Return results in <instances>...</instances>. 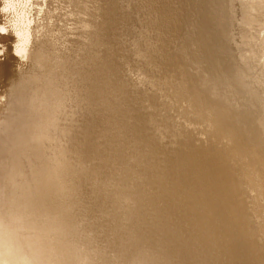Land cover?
Masks as SVG:
<instances>
[{
  "label": "bare ground",
  "instance_id": "6f19581e",
  "mask_svg": "<svg viewBox=\"0 0 264 264\" xmlns=\"http://www.w3.org/2000/svg\"><path fill=\"white\" fill-rule=\"evenodd\" d=\"M256 2L244 29L255 66L235 70L210 45L202 59L207 39L218 47L208 29L205 41L189 35L188 64L151 76L146 60L119 59L126 29L111 0H0L10 43L0 59L11 62L0 81V264H79L86 242L115 264H264V96L244 75L264 76ZM153 89L160 101L145 95ZM13 155L32 162L34 190L14 185ZM42 187L64 193L49 201L63 211L44 210ZM89 211L114 225L105 244L82 228Z\"/></svg>",
  "mask_w": 264,
  "mask_h": 264
},
{
  "label": "rangeland",
  "instance_id": "374dc122",
  "mask_svg": "<svg viewBox=\"0 0 264 264\" xmlns=\"http://www.w3.org/2000/svg\"><path fill=\"white\" fill-rule=\"evenodd\" d=\"M111 1H112V5H115L116 8L119 9V12L123 13V17L120 20L121 23L120 27H123L126 30L122 35L123 37L122 38L120 37L119 39H117V41L120 42L119 44L120 47L124 48L122 49L124 50L123 53L120 51L121 55L119 59L123 60L124 61L123 63L126 64L127 66L130 64H134L135 60L142 59V63L146 60L149 65L150 63H154V65L150 67L147 66L148 65L147 64L144 68L145 71L148 70L151 76L153 75L164 76L166 75L165 73L166 69L164 65L165 63L169 64V66L171 67L170 69L171 71L174 69V67H176L177 63L182 62V66H184V64L186 65L188 64L189 61H191L189 58L191 56L189 52L190 50L189 37L192 35L195 38H199L201 40L204 37L203 39L205 41V39H207L205 38V36L207 34L208 29L212 31V34L214 35L217 34L216 37H213L212 35L211 36L213 37V39H215V41L218 42V47L217 44L215 45L212 43V40L210 38L207 39V41H205L204 43L205 50L203 52L205 54H203V56L201 57L202 59H206L209 57L206 56L207 53L206 49H208V46L210 45V47L211 46L212 47L209 50V53H213V55L214 53L216 54L215 60H217V58L220 59L221 57V59L227 62L229 66L234 67L235 70L244 71L242 70L241 67H244L245 65L248 67H251L252 65L255 66V64H253L254 62L253 58H251L252 56L248 51L246 52L247 48L245 45L246 40L244 36L247 30L244 31V29L247 28L245 25H247L246 20L248 18L247 16L249 10H251L253 5L259 3V1L258 3L256 2L257 0L254 1L253 0H231V1L230 0H205V1L204 0H196V1L195 0H111ZM252 1L253 3H251L252 4L251 5L250 2ZM263 9L264 7H261V10L259 9L258 14H263L262 11ZM189 29L190 30L194 29V30L190 32ZM67 30H68L67 28L63 30L64 32L62 34V38L64 37L63 38L64 40L65 39L72 40V38L74 37V33L73 31L68 32L69 30L68 31ZM5 32L7 31L0 28V34H4V36H2V38L0 39V42L2 44L9 43V38L7 37V34ZM17 35H18V38H16L17 43L18 45H22V41H20V37H22V35L20 33H18ZM65 42L66 41L63 42V45L58 46V49L61 48L62 46L64 47ZM112 47L115 48L113 45ZM215 48L219 49L220 51L217 52ZM58 49L55 50L49 49V54H50L48 57L49 59L41 64V66H43L44 68L43 70L46 71L50 70L51 63L54 60H56L57 55L54 56V54L56 51H58ZM243 59L244 61H242ZM0 65H1L0 66L1 67L0 81H1L3 80V78H6V75H2L3 71L5 72L4 69L5 65H8V67H10L11 62L7 59V57L6 58L4 57L0 59ZM149 68L152 70H149ZM14 73L16 74L18 73L17 67H16V72ZM188 73L186 72V74ZM244 75L247 77V81L251 82L253 89L255 88L257 91L261 93V95L264 96L263 74L262 75L258 74V76L256 77L251 72V70L249 71L247 68ZM255 78H257L258 81H255ZM17 79H19L18 74L16 78V85L19 88L20 87L19 80ZM145 80H147V78H145ZM8 81L12 82L11 76L10 79L8 78ZM3 85L2 86L0 85V87H3ZM144 86L146 89H149L147 82L145 83ZM195 87L196 88L198 87L197 89H199L198 84H195ZM32 88L36 90L35 84L33 85ZM3 91L5 90L3 89ZM134 95L139 98L144 97V95H142L140 91H136ZM145 95L151 98L152 96L158 98L159 101L161 100V98H159L161 96V92L154 89L153 91L152 90L146 91ZM148 103L149 102L145 101V105H147ZM1 104H3V101ZM263 107H264V103H263ZM173 134L175 136H173ZM166 136L169 139H171L172 137H176V136L179 137V133H175L174 131H170L166 129ZM33 155L34 154H32V156H30V154L27 155L26 160L28 159L31 160V157L33 158ZM15 158L16 156L14 157L13 155L14 162L12 161V165H13L12 175L14 177L13 179L14 185L16 182L18 183L17 180H19L20 182L24 180L27 183V185L33 183L37 174L34 171V169L32 170L31 168L32 162L25 161L23 167L22 166L20 167L18 165L19 161L16 162ZM29 188L32 189L30 185L27 187V189ZM42 189H43L44 210L51 209L53 212L63 211L64 209L63 207H61V210L58 208L54 209L51 206V203H55L59 198H63L64 193H60V191H55L50 189L45 190V188L43 187ZM32 190H34V188ZM74 191L76 193L80 192L78 187H75ZM85 191H89V190H85ZM83 192H81V194H83ZM49 201L51 203H49ZM55 205L56 204H54V206ZM88 207L89 206H87V209ZM80 210H84V208L81 207L78 211ZM92 212L89 211L86 215H82V221H83L82 228H86L85 230L89 231L92 237L98 238L101 242L105 244L109 239L108 230H110L111 234L114 233V225L112 222H109L107 224V220L105 218L98 215V213L94 214ZM108 212L112 213L114 212V209L112 208V212L110 211ZM111 215L118 218L117 215H115L114 213H112ZM60 216L63 217L64 212ZM63 221L64 218L61 219V222ZM113 221L117 226L120 225L118 220L113 219ZM37 240L39 239H36V241ZM94 243L95 242L93 243L86 242L85 244H82V247L78 249V251L79 250L80 251L77 252L73 258H75V260L80 259L79 264H112V262L113 264H115L114 263L115 259L113 257V254L107 256L102 252L101 255L102 259H99L98 258L99 255H97L96 253H92L93 249L96 247ZM52 263H53L52 260H50V262L48 261V264H52Z\"/></svg>",
  "mask_w": 264,
  "mask_h": 264
}]
</instances>
